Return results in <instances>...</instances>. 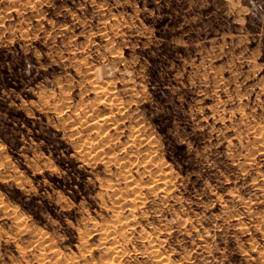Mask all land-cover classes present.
Returning a JSON list of instances; mask_svg holds the SVG:
<instances>
[{
  "label": "rangeland",
  "instance_id": "374dc122",
  "mask_svg": "<svg viewBox=\"0 0 264 264\" xmlns=\"http://www.w3.org/2000/svg\"><path fill=\"white\" fill-rule=\"evenodd\" d=\"M110 256L264 264V0H0V264Z\"/></svg>",
  "mask_w": 264,
  "mask_h": 264
},
{
  "label": "bare ground",
  "instance_id": "6f19581e",
  "mask_svg": "<svg viewBox=\"0 0 264 264\" xmlns=\"http://www.w3.org/2000/svg\"><path fill=\"white\" fill-rule=\"evenodd\" d=\"M118 33V32H117ZM93 75V74H92ZM93 77V76H92ZM102 83V82H101ZM108 83V82H107ZM110 83V82H109ZM111 84H112V82H111ZM107 86V85H106ZM99 89V88H98ZM134 89V88H133ZM105 90V89H104ZM132 90V89H131ZM113 94V93H112ZM111 94V95H112ZM105 98V97H104ZM108 98V97H107ZM119 98V97H118ZM63 100V99H62ZM104 100V99H103ZM100 101H101V99H100ZM120 101H118V103H119ZM117 103V102H116ZM91 107V106H90ZM87 109V108H86ZM89 112V111H88ZM87 112V113H88ZM113 112V111H112ZM121 112H123V111H121ZM90 113V112H89ZM77 121V120H76ZM118 122H120V121H118ZM90 123V122H89ZM107 123H109L108 122V120L106 119V118H104V116H101V117H97V119H95L93 122H92V124H91V128H97V129H102L103 127L104 128H106V125H108ZM86 125V124H85ZM81 127H83V126H81ZM110 127V126H109ZM108 127V128H109ZM134 128V127H133ZM136 128V127H135ZM88 129V128H87ZM93 129V130H94ZM90 130V129H89ZM109 131V130H108ZM91 132V131H90ZM101 133H102V131H101ZM142 137V136H141ZM137 138V137H136ZM138 139V138H137ZM143 142V141H142ZM111 144V143H110ZM134 144V143H133ZM91 146V145H90ZM152 147V146H151ZM80 148H78L77 150H79ZM88 151V150H87ZM154 151V150H153ZM95 154V153H94ZM88 155V154H87ZM132 155H134V154H132ZM85 156V155H84ZM151 156V155H150ZM80 158H82L81 156H80ZM88 159V158H87ZM135 159H136V157H135ZM121 161V160H120ZM86 162H88V161H86ZM137 163V162H136ZM131 165V164H130ZM133 165V164H132ZM135 165V164H134ZM159 165V164H158ZM107 166V165H106ZM109 167V166H108ZM131 167V166H130ZM136 167V166H135ZM167 167V166H166ZM166 172V171H165ZM128 175V174H127ZM159 176V175H158ZM173 176V175H172ZM154 178V177H153ZM177 178V177H176ZM129 179V178H128ZM127 179V180H128ZM157 179H159V178H157ZM168 179V178H167ZM162 180H164V179H162ZM162 180H161V182L159 181V183H162ZM102 181V180H101ZM129 181V180H128ZM165 181V180H164ZM117 182V181H116ZM148 182V181H147ZM153 182H155L154 180H153ZM169 183H171L170 181H168ZM158 183V182H157ZM159 183H158V186H159ZM164 183V182H163ZM166 183H167V180H166V182H165V186H166ZM168 183V184H169ZM150 184V183H149ZM153 184V183H152ZM151 185V184H150ZM169 185H171V184H169ZM130 186V185H129ZM131 186H133V185H131ZM164 186V185H163ZM164 186V187H165ZM137 187V186H136ZM157 187V186H156ZM170 187V186H169ZM115 188V187H114ZM130 188H132V187H130ZM138 188V187H137ZM142 188V187H141ZM153 188V187H152ZM161 188V187H160ZM167 188V187H166ZM166 188H164V189H166ZM139 189H140V187H139ZM159 189V188H158ZM170 190V189H169ZM168 190V191H169ZM159 191V190H158ZM167 192V191H166ZM126 193V192H125ZM115 194H117V193H115ZM118 195V194H117ZM127 195H128V192H127ZM135 195V194H134ZM144 195V194H143ZM131 196V195H130ZM118 197V196H117ZM125 197V196H124ZM138 197V196H137ZM129 198V197H128ZM131 199H132V197H131ZM146 199V198H145ZM168 199V198H167ZM165 200V199H164ZM133 201V200H132ZM122 202V201H121ZM124 202V201H123ZM134 202H135V200H134ZM145 202V201H144ZM118 204H120V203H118ZM115 205V204H114ZM246 205H248V204H246ZM120 206V205H119ZM125 206V205H124ZM115 207V206H114ZM123 207V206H122ZM127 207V206H126ZM112 209H113V207H112ZM136 209V208H135ZM141 209V208H140ZM246 209V208H245ZM114 210H116V209H114ZM132 210V209H131ZM118 211V210H117ZM135 212V211H134ZM143 213V212H142ZM115 214V213H114ZM118 215V214H117ZM116 215V216H117ZM131 215H132V213H131ZM136 217V216H135ZM134 217V218H135ZM118 218V217H117ZM121 218V217H120ZM133 218V219H134ZM116 219V218H115ZM127 219V218H126ZM123 220V219H122ZM121 220V221H122ZM134 222V221H133ZM117 223V222H116ZM128 225V224H127ZM105 227V226H104ZM133 228V227H132ZM167 229V228H166ZM165 229V230H166ZM104 230V229H103ZM115 230V229H114ZM121 231H122V229H120ZM96 231V230H95ZM111 235V234H110ZM127 236V235H126ZM155 236H157V235H155ZM105 237V236H104ZM146 237H148V236H146ZM146 237H144V239L146 238ZM150 239V238H149ZM117 240V239H116ZM129 240V239H128ZM127 240V241H128ZM152 240V239H151ZM153 242H154V240H152ZM152 242V243H153ZM120 243V242H119ZM118 244V243H117ZM154 244V243H153ZM89 246V245H88ZM149 246H151V245H149ZM117 247V246H116ZM118 247H120V246H118ZM154 247H155V244H154ZM94 248V247H93ZM156 248H158V247H156ZM155 248V249H156ZM109 250H110V248H108ZM125 249V248H124ZM154 249V248H153ZM91 250V249H90ZM107 251L108 253L110 252V253H112V254H115V255H117V256H121V255H119L121 252H119V249H116V248H113V250H110V251ZM157 250V249H156ZM125 251V250H124ZM157 252L159 253V251L157 250ZM91 253H92V251H91ZM123 253V252H122ZM94 254V253H93ZM153 254V253H152ZM165 254V253H164ZM58 255V254H57ZM84 255V254H83ZM111 255V254H110ZM154 255V254H153ZM155 255H157L156 253H155ZM161 255V254H160ZM163 255V254H162ZM104 256V255H103ZM123 256V255H122ZM111 257V258H110ZM109 258H110V260H112L113 261V263L112 262H110L109 260L107 261V262H105L104 264H114V260H113V258H114V256L112 257V256H110ZM157 257V256H156ZM156 257H154L155 259H156ZM162 257V256H161ZM167 257V256H166ZM73 258V257H72ZM168 258H170V257H168ZM157 259H158V257H157ZM159 259H161V258H159ZM62 260V259H61ZM74 260V259H73ZM72 260V261H73ZM97 260V259H96ZM117 260V259H116ZM115 260V261H116ZM119 260V259H118ZM124 260V259H123ZM100 261V260H99ZM103 261V260H102ZM157 261V260H156ZM159 261V260H158ZM118 262V261H117ZM161 262H163V261H161ZM166 262H168V261H166ZM174 262V261H173ZM71 263V262H70ZM103 263V262H102ZM158 263V262H157ZM60 264V263H59ZM159 264H163V263H160L159 262ZM167 264V263H166ZM169 264V263H168Z\"/></svg>",
  "mask_w": 264,
  "mask_h": 264
},
{
  "label": "crops",
  "instance_id": "0c3cea01",
  "mask_svg": "<svg viewBox=\"0 0 264 264\" xmlns=\"http://www.w3.org/2000/svg\"><path fill=\"white\" fill-rule=\"evenodd\" d=\"M248 9L249 10L253 9V5L249 4Z\"/></svg>",
  "mask_w": 264,
  "mask_h": 264
},
{
  "label": "trees",
  "instance_id": "16d2710c",
  "mask_svg": "<svg viewBox=\"0 0 264 264\" xmlns=\"http://www.w3.org/2000/svg\"><path fill=\"white\" fill-rule=\"evenodd\" d=\"M9 144H11V143H9Z\"/></svg>",
  "mask_w": 264,
  "mask_h": 264
}]
</instances>
